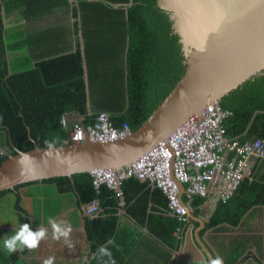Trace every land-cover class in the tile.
Instances as JSON below:
<instances>
[{"label":"trees","instance_id":"obj_1","mask_svg":"<svg viewBox=\"0 0 264 264\" xmlns=\"http://www.w3.org/2000/svg\"><path fill=\"white\" fill-rule=\"evenodd\" d=\"M69 1L0 0V161L14 155V149L26 152L34 147L64 145L67 132L62 128L61 117L65 114L78 115L81 124L88 126L95 123L100 113H105L115 128L127 124L130 131H135L183 74L184 56L178 35L172 30L168 14L157 7V0H74L69 10L72 18L79 21L73 33L81 34L84 55H81L79 40H76L74 53L55 59L48 57V64L54 66L49 68L53 71L42 69L46 58L38 57L42 61L31 65L32 59H37L36 51L17 59V65L11 64L7 54L21 52L25 42L23 45L6 43V35L15 31L5 22L8 16L17 14L18 21L31 22L66 8ZM33 42L36 49L42 40L35 36ZM45 43L41 49L45 50ZM50 43L47 41L46 46H51ZM52 52L48 47L43 55ZM218 104L228 113L222 123L227 140H236L240 144L264 140V74L247 80L221 98ZM250 178L253 180L248 182ZM255 179L253 171L234 192L240 195L238 218L252 204L264 201L261 198L264 173L261 185L252 184ZM42 182L54 184L62 193L75 192L83 205L97 203L99 212L85 220L94 255L89 264H105L103 258L109 259L97 254L101 246L111 252L115 261L135 247L137 236L124 234L123 237L116 230L115 215L121 209L126 217H133L147 227L156 240L157 246L152 250L155 254L167 259L179 250V231L184 222L169 212L165 196L159 189L155 188L152 195L149 194L147 180L134 177L124 180L120 197L106 185L95 188L93 177L86 172ZM35 183L2 191L0 197ZM132 184H140L136 186L143 190L142 194L131 195L127 186ZM199 198L195 197L192 204H199L202 201ZM148 201L160 205L163 211L154 205L152 212L147 213ZM164 210V214L171 216L161 213ZM221 222L222 219L215 215L212 223ZM109 240L113 241L110 245ZM4 254L0 264L8 262L2 261L6 257Z\"/></svg>","mask_w":264,"mask_h":264},{"label":"crops","instance_id":"obj_2","mask_svg":"<svg viewBox=\"0 0 264 264\" xmlns=\"http://www.w3.org/2000/svg\"><path fill=\"white\" fill-rule=\"evenodd\" d=\"M74 3V0L69 1L68 6L65 8L67 13L64 16L62 15L63 18L55 17L51 20H45L43 23L33 24L34 21H18L16 15H9L5 22L7 26L13 27L15 31L12 30L6 35V43L8 45L21 43L23 45L25 42L28 47L23 45L21 52L10 51L7 54L8 61L11 64L15 62L17 65V59L29 56L30 52L36 51L37 59H32L31 65L40 63L46 58L42 69L53 71L52 68H49L54 66L48 64V57L55 59L74 53L77 50L76 40H79V49L83 56L81 34L78 33L76 36L73 33L79 20L73 19L69 10ZM9 21H11V24H8ZM35 26H37L36 29ZM35 36L42 40V43L37 45L36 49L33 46V37ZM47 41L48 43L51 42V46H46ZM44 43L45 50L41 49ZM48 47L53 51L52 54L43 55L48 51ZM32 57L34 56L32 55ZM38 57L42 60H39ZM83 69L84 79H86L85 65H83ZM70 116L72 117L71 121L81 124V117L78 115ZM1 150L3 149L1 148ZM249 166L250 173L253 171L256 173V179L252 184L256 182L261 185L264 164L259 159L251 157ZM252 180L253 178H250L248 182ZM136 185L140 184L127 186V190L131 195L142 194L143 190ZM147 188H149V194L152 195L155 188L150 184L147 185ZM222 191V183L210 184L206 197L201 198L202 201L196 205L192 204L194 198L188 202L182 197L183 202L187 205L188 213L186 221L179 231L181 245L179 250L168 255L167 259L152 251L157 244L156 240L148 233L147 227L140 225L133 217H126L124 210H119L115 215L116 230L123 237L124 234H127V237L130 234L131 237L135 235L138 239L135 247L131 249L128 255L118 258L117 261L112 257L115 264H207L210 259L208 256L222 258L223 264H264V201L252 204L238 218L240 195L237 196L234 193L229 200L222 202L220 200ZM180 193H182L181 186ZM10 197L13 199L10 207L15 214H18L14 215V218L18 221L17 223L20 222V227L27 223L33 231L38 230V228L46 229V235L48 236L41 240L38 247L41 253H38L37 248L34 250L27 248L20 250L18 248L15 253H10L6 252L3 239L10 238V236H7V232L18 231L12 229L18 224H14V222L13 224H9V222L5 225L0 224V258L3 252L6 254H4L6 257L2 261L4 259L8 260L7 264H44L45 260L53 258V264H89L92 262L94 255L92 253V243L86 234L85 220L87 216L84 213V209L89 204H81L75 192L62 193L54 184L41 181L1 196L0 203ZM261 198L264 199V194ZM151 206H159V210L163 211L160 209V205L148 201L147 213L152 212ZM98 212L99 210L90 215V218ZM161 213L164 214L166 211L164 210ZM164 215L171 216L170 214ZM215 215L222 219L220 224L212 223ZM50 219L62 226H71V240H68V242L73 245L72 247H69L67 242H60L58 247L62 248L55 250L58 241L51 238L53 229L49 223ZM102 261L105 264L106 262L111 264L109 259L105 260L103 258Z\"/></svg>","mask_w":264,"mask_h":264},{"label":"water","instance_id":"obj_3","mask_svg":"<svg viewBox=\"0 0 264 264\" xmlns=\"http://www.w3.org/2000/svg\"><path fill=\"white\" fill-rule=\"evenodd\" d=\"M156 5L168 14L184 56L183 74L167 96L118 141L14 149L0 161V192L97 169L119 170L207 104L264 74V0H157Z\"/></svg>","mask_w":264,"mask_h":264},{"label":"built area","instance_id":"obj_4","mask_svg":"<svg viewBox=\"0 0 264 264\" xmlns=\"http://www.w3.org/2000/svg\"><path fill=\"white\" fill-rule=\"evenodd\" d=\"M227 115L217 103L207 104L133 163L116 171H92L94 187L106 185L120 197V186L124 180L132 177L147 180L162 192L169 212L182 222L187 216V205L182 197L188 202L195 197L205 198L210 184H223L220 199L226 202L249 176V159L254 157L264 162V140L240 144L226 139L221 124ZM70 119L72 117L67 114L61 117L62 128L67 132L65 144L68 145L110 143L129 134L127 124H122L117 130L105 113H100L90 126L72 121V125L67 127ZM98 210L97 203L93 202L86 206L84 213L90 216Z\"/></svg>","mask_w":264,"mask_h":264},{"label":"clouds","instance_id":"obj_5","mask_svg":"<svg viewBox=\"0 0 264 264\" xmlns=\"http://www.w3.org/2000/svg\"><path fill=\"white\" fill-rule=\"evenodd\" d=\"M71 125H72V121L69 123L67 127H70ZM120 128L121 127L116 128V129L118 130ZM130 132L132 131H130L129 129V134ZM49 223L51 224L52 229H53V239L59 240L61 237H63L65 241L68 243V246L72 247L73 245L70 242H68L69 235L72 231L71 226L70 225L62 226L61 224H58L54 220H51V219L49 220ZM45 238H46V229L38 228V230L33 231L30 225L25 223L21 225L20 229L13 236H11L10 238L4 241V247L10 253H15L18 248L20 250H23L24 248H27L29 250H34L39 247L40 241ZM108 243L111 244L113 243V241L109 240ZM97 254L101 257L107 256L111 264H115V261L112 259L111 252L105 246H101L98 249ZM44 264H53V258H49L45 260ZM207 264H223V260L220 257L211 258L207 261Z\"/></svg>","mask_w":264,"mask_h":264},{"label":"rangeland","instance_id":"obj_6","mask_svg":"<svg viewBox=\"0 0 264 264\" xmlns=\"http://www.w3.org/2000/svg\"><path fill=\"white\" fill-rule=\"evenodd\" d=\"M67 9H60V10H58V11H54V12H52L51 14H48V15H46V16H42L41 18H38V19H33L34 20V22H33V24H36V23H38V22H40V23H43L45 20H51L52 18L54 19L55 17H57V18H63L62 17V15L64 16V14H66L67 13V11H66ZM14 15H16V18H18V16H17V14H14ZM12 20H13V16H12ZM11 20V21H12ZM37 28V26H35V29ZM2 153H4V154H7L8 153V151H2ZM221 200V199H220ZM13 201V199L10 197V198H6V199H4L1 203H0V224H7L8 222H9V224H13V222H14V224H18V225H15V226H17V228H15V226L14 227H12V229H17V230H19L20 229V222L19 223H17L18 221L14 218V215H18V214H15V212L11 209V207H10V204H11V202ZM17 231H11V232H7V236L9 237H11V236H13L15 233H16ZM48 235H46V237H47ZM51 238L53 239V234H51ZM4 241L6 240V238H4L3 239ZM55 240V239H54ZM68 240H71V236L69 235V238H68ZM55 241H58V243H57V245L55 246V250H60L62 247H58V245H59V243L60 242H66L65 241V239L63 238V237H61L59 240H55ZM40 243H41V241H40ZM40 245V244H39ZM37 250H38V253H41L40 252V250H39V248H37ZM6 252H8L7 250H6Z\"/></svg>","mask_w":264,"mask_h":264},{"label":"bare ground","instance_id":"obj_7","mask_svg":"<svg viewBox=\"0 0 264 264\" xmlns=\"http://www.w3.org/2000/svg\"><path fill=\"white\" fill-rule=\"evenodd\" d=\"M218 104V103H217ZM219 105V104H218ZM221 127L224 129V127H223V124H221ZM224 131H225V129H224ZM188 213V212H187Z\"/></svg>","mask_w":264,"mask_h":264}]
</instances>
